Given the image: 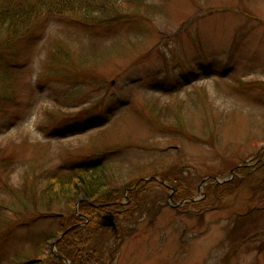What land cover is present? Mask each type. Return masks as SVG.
<instances>
[{
    "label": "rangeland",
    "instance_id": "374dc122",
    "mask_svg": "<svg viewBox=\"0 0 264 264\" xmlns=\"http://www.w3.org/2000/svg\"><path fill=\"white\" fill-rule=\"evenodd\" d=\"M106 160L159 180L105 264H264V0H0V264L59 255L32 169Z\"/></svg>",
    "mask_w": 264,
    "mask_h": 264
},
{
    "label": "trees",
    "instance_id": "16d2710c",
    "mask_svg": "<svg viewBox=\"0 0 264 264\" xmlns=\"http://www.w3.org/2000/svg\"><path fill=\"white\" fill-rule=\"evenodd\" d=\"M113 164L114 162L110 160L92 162L80 165L75 171L73 170L72 173L67 175H45L37 168L32 169V177L30 178L32 185L28 186V190L32 189L31 196L34 198L37 208L41 206L40 210L49 217L61 218L60 230L53 235V241H57L67 229L82 223L74 215L73 210L81 196L85 195L88 198L89 205L81 207L82 212L89 218L88 223L68 231L57 243L58 253L69 259L73 264H105L103 262V254L105 253L101 252L98 243L92 240L93 237H96L95 230L99 228L100 232L102 230L98 221L100 213L102 210L106 212L112 211L119 218L122 215L126 217L125 219L131 218L133 220V216L141 212L145 206V202L141 200V195L143 192L146 194L147 185L152 187L157 182L155 180L146 182L142 178L145 176L143 174L147 172L142 166L133 167L129 176H127L122 171H119L128 169L129 166L127 164L121 166ZM153 168L155 167L151 166L148 169ZM113 170H118V173H113ZM259 170H264V165L259 166L257 172ZM257 172L249 173L246 176L248 178ZM139 173L142 174L138 175ZM163 178L168 180L165 177ZM41 179L42 186L39 185ZM127 190H130L129 201L126 204H122ZM182 190L181 185L180 187L178 186V190L174 195L175 200L179 201L191 196V193L184 194ZM37 197L38 199H36ZM191 199H194V197ZM207 199L205 198L191 204L193 206H198L199 203L203 205L208 201ZM151 203L152 205L150 203L147 204L145 213H151V208L156 204V201H151ZM92 204L101 205V207H94ZM122 237L119 229V233L115 235V238L117 240ZM115 249V247L112 249L108 264H112L114 260L112 254H114ZM44 261L48 264H63L61 259L52 253Z\"/></svg>",
    "mask_w": 264,
    "mask_h": 264
},
{
    "label": "water",
    "instance_id": "95a60500",
    "mask_svg": "<svg viewBox=\"0 0 264 264\" xmlns=\"http://www.w3.org/2000/svg\"><path fill=\"white\" fill-rule=\"evenodd\" d=\"M204 183H202L203 185ZM171 198V197H170ZM78 205V203L76 204ZM101 224L105 227H111L114 231L117 232V226H116V223H115V216L113 214H108V215H105L103 216V220L101 222ZM65 235V233L59 237V239L57 241H54L53 244H56L63 236ZM62 258V257H61ZM67 263H69L68 261H66Z\"/></svg>",
    "mask_w": 264,
    "mask_h": 264
}]
</instances>
